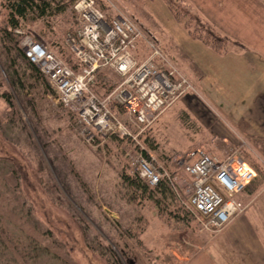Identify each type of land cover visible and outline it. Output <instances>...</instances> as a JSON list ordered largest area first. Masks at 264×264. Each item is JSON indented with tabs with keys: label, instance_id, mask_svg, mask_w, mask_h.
Listing matches in <instances>:
<instances>
[{
	"label": "rangeland",
	"instance_id": "1",
	"mask_svg": "<svg viewBox=\"0 0 264 264\" xmlns=\"http://www.w3.org/2000/svg\"><path fill=\"white\" fill-rule=\"evenodd\" d=\"M96 1L110 18L132 17L170 59L179 33L190 37L187 27H196L195 15L201 16L188 0H172L175 11L166 0ZM74 2L16 32L73 61L64 38L81 25ZM5 17L0 0V24ZM3 53L0 44V264H190L189 240L205 237L187 207L192 179L182 158L194 147L219 156L237 149L261 168L258 188L264 187V140L247 137L207 97L182 104L181 97L140 134L133 125L135 138L112 136L95 144L87 141L77 109L61 102L51 84L47 90L40 83L11 87ZM104 72L97 78L99 94L121 80L112 69ZM141 152L167 169L180 208L173 200L161 213L124 181V174L137 177L130 159Z\"/></svg>",
	"mask_w": 264,
	"mask_h": 264
},
{
	"label": "built area",
	"instance_id": "2",
	"mask_svg": "<svg viewBox=\"0 0 264 264\" xmlns=\"http://www.w3.org/2000/svg\"><path fill=\"white\" fill-rule=\"evenodd\" d=\"M73 8L81 25L66 34L64 43L77 68L30 35L22 37L21 46L61 102L77 109L88 142L103 143L112 136L135 138L133 125L140 134L182 95L197 93L159 42L132 17L119 13L110 18L96 0H75ZM106 68L121 80L99 94L97 78ZM130 164L132 174L150 186L163 178L172 180L151 154L137 153ZM182 164L192 179L187 207L196 214L201 230L219 232L245 210L247 205L239 196L257 172L237 149L219 156L194 147Z\"/></svg>",
	"mask_w": 264,
	"mask_h": 264
},
{
	"label": "crops",
	"instance_id": "3",
	"mask_svg": "<svg viewBox=\"0 0 264 264\" xmlns=\"http://www.w3.org/2000/svg\"><path fill=\"white\" fill-rule=\"evenodd\" d=\"M188 1L216 30L246 48L219 53L181 31L171 59L197 93H185L180 103L207 97L229 123L238 125L254 142L263 141L264 0ZM239 198L246 203L245 210L221 231L200 230L204 238L189 240L190 264H264V187L246 189Z\"/></svg>",
	"mask_w": 264,
	"mask_h": 264
},
{
	"label": "trees",
	"instance_id": "4",
	"mask_svg": "<svg viewBox=\"0 0 264 264\" xmlns=\"http://www.w3.org/2000/svg\"><path fill=\"white\" fill-rule=\"evenodd\" d=\"M166 1L169 8L172 10L174 9L173 11H175L173 3L170 4L172 0ZM72 2H74V0H2V7L6 12V17L0 24V44L4 52L3 55L6 57V60L10 65V71L8 72L10 85L15 90L27 88L28 86L32 88L38 85V83L44 87V90H47V86L49 88L50 85L46 77L39 70L38 66L26 57L24 50L20 45L23 33L16 32V29H22L25 27L27 22L44 19L48 16H52L53 14L61 13ZM185 5L187 4L185 3ZM195 16L197 26L187 27V31L192 39L200 41L204 45L219 53L226 52L233 47L246 48L239 41L217 32L214 26L204 17L200 16L199 13H196ZM175 17L180 19L179 14ZM64 58L68 64L77 68L75 59L72 61L71 58ZM251 166L257 172V176L249 184L247 189L255 191L258 186H260L258 176L260 175L259 173H262V171L261 168L254 164H251ZM123 179L134 192H139L141 196L153 200L159 207L161 213L164 212V209L161 207L162 205H166L168 207V205H171L174 202L176 203V208L178 209L179 200H177L175 185L172 180L163 178L156 186L153 187L138 177H131L124 174ZM180 212L178 216H181L182 219H188L187 221L191 219V216H189L187 211Z\"/></svg>",
	"mask_w": 264,
	"mask_h": 264
}]
</instances>
